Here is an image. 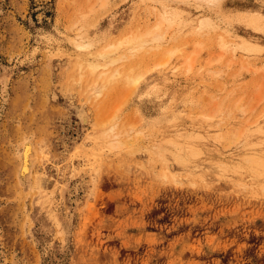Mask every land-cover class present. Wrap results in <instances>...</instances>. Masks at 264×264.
Here are the masks:
<instances>
[{
  "label": "rangeland",
  "instance_id": "rangeland-1",
  "mask_svg": "<svg viewBox=\"0 0 264 264\" xmlns=\"http://www.w3.org/2000/svg\"><path fill=\"white\" fill-rule=\"evenodd\" d=\"M105 1L0 0V264H264V34L224 24L205 2L164 0L183 12L178 31L127 52L113 66L125 73L95 97L75 41L102 49L146 30L163 4ZM221 8L264 15V0ZM206 15L219 28L200 33ZM221 38L262 50L214 61ZM131 68L145 73L135 90ZM109 120L118 144L99 137ZM28 138L31 181L19 185Z\"/></svg>",
  "mask_w": 264,
  "mask_h": 264
},
{
  "label": "bare ground",
  "instance_id": "bare-ground-1",
  "mask_svg": "<svg viewBox=\"0 0 264 264\" xmlns=\"http://www.w3.org/2000/svg\"><path fill=\"white\" fill-rule=\"evenodd\" d=\"M104 1L105 0H103V2ZM154 1L156 2V0H154ZM158 1L161 2V0H157V2ZM165 1L163 0V2H162L163 4L160 3L162 5V7H161L162 10L160 11V9H159V12H157L154 15L156 17L155 22L153 24H150V25H148L146 23L147 24L146 25L147 28L144 31L142 30V32H138V31L137 32H133V33H130L129 35H127V36L119 38L118 40H116L117 37L113 38L116 41L113 42L111 40L110 41L111 43H108L109 40L107 38V40H105L103 42L108 43V45H106V43H105L106 46L104 48L102 47V49L99 48V50H95V48L98 49L97 47L100 46V45L97 46V42L95 40H93L94 38L91 40V39H88V38L83 37V36L81 37V35H80L79 38H81V39L78 40V41L77 40L75 41V45L74 46L79 51V53L77 52L79 55L78 54L76 55L77 56V58H76V60H77L76 67H77V69H78V71H79V73L81 75L87 73L88 76H91L92 78H94L93 82L91 83L92 85L90 86L89 89H91L92 92L91 91L90 92L92 94H94L95 97L101 95L103 93V91L105 89H107L108 86L110 87L111 83H114L116 81V80L114 81V79L115 78L117 79V76H121V75H123L125 73V72L124 73L122 72L124 69H122V71H121L123 74L118 71L117 67L120 68L119 67L120 64L116 68L113 67V66L116 65L117 63L122 62L123 60H125V62H126V60H128L130 58V56L127 55L128 54L127 52H130L132 55H134L136 52H139L141 50L143 51L144 49H146V51H148L147 47H149L148 48L149 51L151 50L150 47L152 49L153 48L159 49L160 47L163 46V44H165L166 42L170 41V39H172L171 37H173V35L175 34L174 32L178 31L176 29H179L180 26H181V20H182V13L183 12H182V10L178 9L177 7L175 8V7H171L170 6L171 7L170 8L168 5H164ZM171 1H173V0H171ZM179 1L182 2L183 0L182 1L179 0ZM195 1H197V3H198V1L199 2H205L206 4L212 6V8L214 9V12L216 14L215 15L216 18L219 17L221 19V22H223L224 24H230L231 22H238L240 24H243L246 28H249L250 30H252L254 33L264 34V15L261 14L260 12H258V11H236V12L227 13V12H224L222 10V8H221V3H222L223 0H195ZM166 2H169V1H166ZM184 2H185V0H184ZM200 5H201V3H200ZM153 11H154V8H153ZM147 22H149V21H147ZM198 25H199V27L197 26L198 27L197 31H200V33H201V31L204 32L205 30H207L209 32L210 30H217L219 28L218 23L213 18H211V16L210 17L207 16V17H205L203 19H200ZM226 32H231V31L227 30ZM97 37H98V35H97ZM98 38H100V37H98ZM103 38H101V39H103ZM105 39H106V37H105ZM219 39H220V37H219ZM100 41H98V43ZM253 43L254 42L251 43L248 40L244 39L241 43L235 44V42L234 43L232 41L230 42V40L225 41V39L221 38L220 43H218V45L220 46L219 48H221L222 52H220L216 56L214 61H220L221 62V60L224 58L225 55L231 54L229 56V58H230L229 61L232 62L233 59H234L235 52H236L237 49L245 51L246 53L253 52V51L255 52V50L258 49L257 48L258 45L255 46V44H253ZM201 44H199V45H201ZM199 45H197V46H199ZM184 46H186V42H185ZM200 47L199 48H197V47L195 48L194 47V49L191 51V53L187 57V65H188L187 71L192 70L193 65L195 64V59L198 56V54L201 52L200 51L201 50ZM258 50H262V49L260 48ZM180 52H181V50L179 49V47L170 49L169 51H167L165 53L164 59L160 60L158 62V64H156L157 67L166 65L167 63H169V61H170L172 56H174V55H176V54H178ZM256 52H258V51L256 50ZM212 60H210V62H212ZM243 62H244V60H243ZM249 64H250V62H249ZM125 65H126V63H125ZM250 67H251V65H250ZM254 67L259 69L258 66H253V67H251V69L254 68ZM261 67H264V64H263V66L261 65ZM113 68L115 70H113ZM246 68H248V67H246ZM256 68L252 69L251 71L256 72L257 71ZM248 70H249V68H248ZM259 70L261 72V69H259ZM128 71L133 72V68H131ZM150 71H151V69H150ZM263 71H264V69H263ZM130 72H129L128 75H126L127 85L129 87L130 86L134 87L133 90H135V88H137L139 86V84L144 80L143 77H144L145 73L141 74L139 72L138 74H134V72H133L131 74ZM143 72H144V70H143ZM259 84H258V87L260 86ZM260 88H263V86L262 87L260 86ZM153 91H154V89L152 90V92ZM236 91H238V90H236ZM133 92H135V91H133ZM5 93H6V91H5ZM217 106H219V104ZM248 106H249V104H248ZM216 110H218V109L216 108ZM248 110H250V109H248ZM221 111H222V108H221ZM219 114H221V113H219ZM206 117L208 119H211V118L214 117V114L208 113V115ZM80 118L83 120V122L87 121V119L83 115H80ZM256 122H257V120H255V123ZM104 125L107 127V130L103 131L102 136H99V137H102V139H105V141L110 143V144H115V143L118 144L120 142L118 139H120V137H121V131L120 132H116V130L114 128V125H113V121H111V120L107 121ZM245 127H246V125H245ZM244 132H246V131H242L241 130V131H237V132L233 133L234 141H237V144H238V141L240 140L241 136L244 134ZM169 142H167V143L169 144ZM241 143L242 142H240V145H241ZM225 144H227V143H225ZM157 148L158 149L156 151L158 153H160V148L159 147H157ZM192 148H194V147H192ZM33 151H34L33 150V144L31 142V140L29 138L25 139L23 141V143H22V148H21V151H20V154H19L20 166H19V169L17 171V178H16L17 182L19 183V185L20 184L24 185V184H26L28 182L30 183V181H31L33 161H34V156H35V155H33ZM96 155H97V153H96ZM249 160H250V156H249ZM245 163H247V162H245Z\"/></svg>",
  "mask_w": 264,
  "mask_h": 264
}]
</instances>
